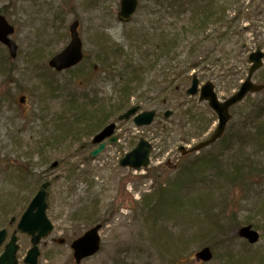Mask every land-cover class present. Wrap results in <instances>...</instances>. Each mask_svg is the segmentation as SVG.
I'll use <instances>...</instances> for the list:
<instances>
[{
	"label": "rangeland",
	"instance_id": "1",
	"mask_svg": "<svg viewBox=\"0 0 264 264\" xmlns=\"http://www.w3.org/2000/svg\"><path fill=\"white\" fill-rule=\"evenodd\" d=\"M224 2L230 19L242 12L236 24L227 19L221 26L229 38L210 40L191 55L197 37L185 30L189 12L177 20L157 0H140L138 13L126 25L118 20L121 0H0V13L16 28L12 39L19 49L13 60L0 44V230L8 229L5 244L41 183L51 181L48 216L55 231L40 245L39 264H75L72 242L97 224L103 225L101 251L82 264H204L196 262L195 254L206 246L214 252L207 264H264V140L258 143L242 131L252 124V111L264 104V91L231 111L227 136L214 147L187 158L179 152L207 139L218 123L207 104L187 96L191 78L196 75L202 85L213 82L219 99H229L248 76L250 54L264 51V0ZM75 20L85 60L57 73L49 61L69 44ZM163 33L181 43L177 53L183 63L171 73L174 85L159 96L170 85L163 83L159 68L135 76L142 88L122 113L134 107L156 111L154 123L136 128L133 118L122 123L119 115L105 118L100 130L117 123L120 142L96 159L90 157L96 148L90 130L55 144L58 123L73 119L76 109H87L75 99H94L98 105L109 100L108 115L122 101L119 88L125 85L113 70L123 72L128 62L161 65ZM103 61L113 65L110 74L102 72ZM193 63L199 68H189ZM254 81L264 83V67ZM167 111L173 112L169 119ZM140 139L153 146L151 166L141 172L120 167L122 154ZM56 161L58 168L50 170ZM12 218L16 222L10 225ZM249 225L260 232L256 245L239 236ZM18 235V258L24 264L31 241Z\"/></svg>",
	"mask_w": 264,
	"mask_h": 264
},
{
	"label": "water",
	"instance_id": "2",
	"mask_svg": "<svg viewBox=\"0 0 264 264\" xmlns=\"http://www.w3.org/2000/svg\"><path fill=\"white\" fill-rule=\"evenodd\" d=\"M138 0H122L121 2V12L119 14V20L124 23L131 21L132 17L137 11ZM79 22H74L70 28L71 32V43L70 45L59 55L55 56L50 61V67L55 69L58 72H62L73 68L78 65L83 60L82 52V41L78 33ZM14 27L9 25L4 17L0 16V42L8 47L10 54L13 58L17 56V45L14 41L10 39V36L14 34ZM264 54L261 51H258L250 56V62L253 66L250 69L249 78L246 83L242 86L239 93L233 96L230 100L224 104H220L217 100L216 95L214 94V87L211 83H208L204 88L201 96V101H208L210 106L215 110V112L220 117V126L212 137L205 143H202L194 150L198 151L203 147H207L210 144L214 143L219 139L225 130L226 124L230 120L229 108L241 101L249 94L260 92L264 89L263 85H256L252 83V77L256 71H258L263 66ZM199 81L195 77L192 88L188 91L189 95H196L198 93ZM21 103L25 102V99L20 100ZM138 112V108L130 110L126 115L122 116L120 120L129 119L131 116L135 115ZM171 112L166 114V117H169ZM155 118V113H145L140 115L135 119V124L139 127L149 126L153 123ZM115 125L107 127L102 133L97 135L93 141L94 144H100L107 138L111 137L114 134ZM117 139H112L110 143L116 142ZM105 149V145L95 150L92 154V157H97ZM151 151V146L145 141H141L139 146L131 154L127 155L121 161L122 167H130L136 170L142 168H147L149 166V155ZM57 163L53 167H57ZM49 183L44 184L36 198L31 203L28 211L23 216L18 230L24 233L29 234L32 237L33 248L29 251L27 258L25 259V264H38L40 257L39 244L41 241L54 231L52 223L47 218L46 210L48 205L46 203L47 198V188ZM101 226H97L90 231H88L83 237L76 240L72 244V249L74 250L75 259L78 264H80L84 259L96 255L101 246V238L99 232ZM7 236V231L4 230L0 232V246L3 244ZM241 236L247 238L252 244H255L259 240V234L250 228H244L241 231ZM17 237L16 233L13 235L11 242L6 247L5 254L0 259V264H18L17 253L19 247L16 245ZM199 260L203 262H209L212 260L213 255L210 248H205L199 252L196 256Z\"/></svg>",
	"mask_w": 264,
	"mask_h": 264
},
{
	"label": "trees",
	"instance_id": "3",
	"mask_svg": "<svg viewBox=\"0 0 264 264\" xmlns=\"http://www.w3.org/2000/svg\"><path fill=\"white\" fill-rule=\"evenodd\" d=\"M222 1L223 0H158V4L162 5V7L164 6L165 9L170 11L175 18L177 17V20L178 18L181 19L184 14L186 15L189 12L190 17L187 16V28L185 30H190V33L197 37L190 50L191 55H193L195 54L196 50L199 51L204 49L203 45L210 40H213L214 42H222L226 38H229V34H225L223 31L221 32V26L227 24V19L232 25L236 24L240 15H242V12H237V14H235L236 16L230 19L228 16V8H226V5H224L225 2L222 3ZM227 1L241 2L242 0ZM205 33L208 34L205 35ZM213 36L215 37L214 39H212ZM180 44L181 43L179 42L178 37H171L168 33H163V37L160 39L159 52L163 64V68H160V71L163 72V83H170L167 88H163V95H165V91L169 92L171 90V86L174 85L173 83L175 80H171L174 77V74L171 75V73H176L179 71L178 67L183 63L181 60L178 61V58L181 57V55L177 53ZM205 56H203V59L209 58V55L207 57ZM231 56L232 54H230L228 60H231ZM199 64L193 63L189 66V68L196 70L199 68ZM104 69H108V66L104 65ZM122 71L123 74H126V77L123 78L125 86L119 88V91L125 99L122 100L116 108L114 107L112 109L114 113L122 112L127 107L126 104H128L130 100V93L132 91L130 86L132 79L130 80V76H132V78L134 76H138L136 73L144 72L145 69L141 67H134L133 64H126ZM152 72H156V69L152 68ZM176 76L179 77L178 74ZM188 78H185L184 81H187ZM182 80L183 79H181V81ZM75 103L77 102L75 101ZM91 103L87 105V109H76V111L72 112L75 113L73 119H64V122L58 123L56 132L54 134V140L56 142L55 144H60L59 142L69 138L77 140L79 131H82L83 129H90L92 132H94L102 125L105 118L112 116L108 115L106 108H104L105 105L109 104V102L105 103L104 101H101V104H99V108L101 109L95 108V106H98L96 102ZM103 112L104 115L102 116L101 114ZM254 114V125L243 129L250 131L249 135L252 136L253 140L254 138L255 140L258 139V143H261L264 140V106H260L259 110L255 111ZM184 175L187 176L188 171L185 172ZM180 179L181 177L178 178V181H180ZM178 181L174 184V191H176V188H178L180 185L177 184ZM166 193V190L163 191V195H166ZM166 203L167 200L163 201L164 205H166ZM206 214L208 215L206 218L212 223V212H209L208 210Z\"/></svg>",
	"mask_w": 264,
	"mask_h": 264
},
{
	"label": "flooded vegetation",
	"instance_id": "4",
	"mask_svg": "<svg viewBox=\"0 0 264 264\" xmlns=\"http://www.w3.org/2000/svg\"><path fill=\"white\" fill-rule=\"evenodd\" d=\"M137 92H138V91L135 90V89L132 90V93H133V94L131 95V99L134 98V97H137V96H138V93H137ZM138 108L140 109V107H138ZM139 112L142 113V112H141V109H140ZM117 130H118V129H117ZM118 138H119L118 141L120 142V137H118ZM134 147H135V146H133L132 149H134ZM96 148H97V147H96ZM123 154H124V153H123ZM123 154H122V156H123ZM170 165H171V164H170ZM159 168H163V163L160 164Z\"/></svg>",
	"mask_w": 264,
	"mask_h": 264
}]
</instances>
